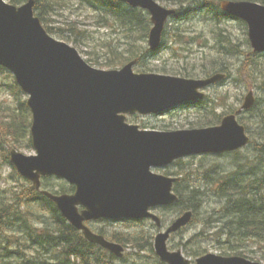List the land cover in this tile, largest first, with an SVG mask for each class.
<instances>
[{"label":"water","instance_id":"1","mask_svg":"<svg viewBox=\"0 0 264 264\" xmlns=\"http://www.w3.org/2000/svg\"><path fill=\"white\" fill-rule=\"evenodd\" d=\"M151 14L149 47L157 50L167 19L175 10L156 0H119ZM36 0L17 6L0 0V65L10 70L28 94L33 120L31 136L36 155L12 149L10 160L19 174L41 186L43 176L74 184V194L53 195L63 216L91 242L121 256L124 248L95 235L84 221L99 218L161 219L151 211L174 205L176 177L158 174L175 160L197 154H221L250 144L251 138L236 114L220 125L173 131L141 130L125 122L127 113L159 114L177 105L202 100L201 90L222 81L218 73L201 79L156 73H136L134 60L120 69L91 66L73 46L55 39L34 13ZM227 14L248 24L256 52H264V5L254 1L221 2ZM255 102L253 91L242 110ZM85 209L80 213L78 206ZM192 211L179 216L154 241L157 255L167 264H264L241 256L207 253L195 263L181 250L170 251L172 233L185 227Z\"/></svg>","mask_w":264,"mask_h":264},{"label":"trees","instance_id":"2","mask_svg":"<svg viewBox=\"0 0 264 264\" xmlns=\"http://www.w3.org/2000/svg\"><path fill=\"white\" fill-rule=\"evenodd\" d=\"M25 1L27 0H10L13 4H20ZM158 1L178 6V15L175 18L181 21L176 23L180 25L186 23V19H198L200 17L204 20L215 19L214 25L216 27L219 25L217 16L225 15L229 18L221 11L219 3L206 6L202 0ZM255 1L264 4V0ZM68 4L86 7L97 26L110 27L113 32H118L117 29L122 30L126 37L132 38L126 42L110 39L101 43L103 46L92 52L98 59L110 57L107 65L116 66L142 55V43L140 41L137 43L138 39L134 37L138 36L142 39L147 37L151 28L150 18L143 11L131 8L118 0H36L35 13L49 33L57 34L67 41L80 42L84 45L87 44L86 40H90L92 37L88 30L79 28V21L56 25V22L51 19V16L56 14L59 8ZM51 22L53 26L50 25ZM176 24L173 26L175 30L168 33L174 38V41H182L185 35H189L190 29L186 26H176ZM219 28L216 27L212 31L216 55L211 59L204 57V63L200 67L201 74L227 72L230 76L233 70L231 60L235 58L239 60L234 67L239 76L236 81L244 85L260 81L264 87V63L261 62L262 59L253 54L251 50L243 49L242 44L236 42L225 28L220 25ZM195 35L200 37L198 33ZM207 40L205 39V41ZM124 43L127 46L122 49ZM87 61L94 60L90 58ZM194 66L195 64L192 68ZM183 71L179 73L185 76L192 75L188 68H184ZM0 75L3 76L2 80L0 79V88L6 87L14 99L13 104L5 108L0 104V203L10 202L0 207V264H6L8 261V251L11 250L8 246H22L24 241L28 240L26 234L31 236V248L36 249L38 253L41 254L45 250L58 252L54 255L55 257L32 256L27 259L29 261L27 264H116L113 254L87 241L79 230L66 221L54 202L37 191L31 182L24 180L12 166L8 155L9 147H16L24 140L27 141V147L32 146L30 137L31 113L26 104L25 95L16 84L12 74L0 67ZM201 114L203 115L201 116L202 120L198 122V125L201 126L209 125L221 119V115L215 112V107H211L208 111L206 109ZM257 143L254 141L251 144L252 150H256ZM258 147L261 152L264 151V143L258 144ZM260 153L259 158L248 159L247 162H240L239 158H236L235 161L238 162V166L233 171L216 173L214 177L200 174V167L194 168L191 163L182 166L180 171L174 172L180 176L175 185L180 196V201L176 205L178 207L177 214L189 209L196 214L202 204V197L207 192L212 193L217 188L220 190L217 191L219 194L216 196L224 199L222 209L229 215V218H225L220 223L216 234L221 237L226 236L228 240L255 239L264 242V156ZM5 164L13 168L10 176L14 180L12 182L5 180L3 174ZM245 166L248 170H243ZM192 174L198 178L197 181H191V186L185 187L182 182L185 180L189 182L193 178ZM192 184L197 185L192 186ZM42 187L60 194L72 193L75 190L73 185L55 177H44ZM21 189H25V191L19 193ZM30 203L41 214L32 213L29 207ZM24 206L27 207L22 209ZM35 216H40L43 219L38 229L31 227V223L37 221ZM33 217L36 219L33 220ZM15 223L19 227L18 230H26L25 235L21 232L13 234L4 232L7 228L14 226ZM138 223L133 222L137 225ZM108 237L112 241L123 244L125 241L122 238H126L131 246L139 248V251L132 255L131 259L127 257L121 259L125 264L153 262L164 264L154 252L152 236H146L144 233H134L128 236L124 231L115 230ZM142 251H146V254L141 255ZM22 253L16 255L21 256ZM201 254L203 253L196 251L192 255L197 257ZM238 254L242 255V253ZM147 259L151 261H147Z\"/></svg>","mask_w":264,"mask_h":264},{"label":"rangeland","instance_id":"3","mask_svg":"<svg viewBox=\"0 0 264 264\" xmlns=\"http://www.w3.org/2000/svg\"><path fill=\"white\" fill-rule=\"evenodd\" d=\"M223 0H202V3L206 6H212L216 3H221ZM162 5L166 7H171L166 3H162ZM196 11V10H193ZM91 13L87 10L86 7H78L77 4H68L63 8H59L56 11V14L51 16V19L54 20L56 25H64L71 21H79V28L83 30H88L90 32L91 37L90 40H86L88 44L82 45L80 42L71 43L57 34H53L55 38L58 40H63L68 42L70 45L74 46L84 58H91V63L97 68H110L106 63L109 61L110 57L100 58L92 53L95 50L100 49L103 45L101 43L115 39L119 41V38L126 42L128 41V37H126L125 33L122 30H118V33H114L113 29L110 27H99L97 26L92 19ZM216 19L218 23L223 28L227 29V31L234 37L236 42L242 44L243 49L249 50L251 48L249 44H246L245 38L247 37L244 25L239 20H229V18L225 15L217 16ZM186 23L183 25L176 24L178 23V19H174L169 21L167 25V39H165V48L162 49L159 54L156 56H149L150 58H146L143 60V63L139 67L140 70L143 71H152V72H161L165 70L168 74L178 73L183 71L184 68H188L191 77H195L201 73V65L204 63V56L211 59L216 55V48L213 47L215 44L214 35L212 33L213 29H220L219 25H216V20H204L200 17L197 19H186ZM186 26L189 28L190 33L189 36L184 38V47H192L193 51L191 53H186L181 49V47L177 44L175 45L172 41H170V35L168 32L172 33L175 29L173 26ZM50 25L53 26L51 22ZM200 34V37H196V33ZM138 38V36L136 37ZM192 38V39H191ZM207 38L209 41L205 43V39ZM140 41V40H139ZM139 41H136L137 43ZM127 45L124 43L122 49ZM174 50L171 51V49ZM154 57L153 59H151ZM262 63H264V55L258 56ZM98 59V60H97ZM98 61V62H97ZM239 60L233 58L231 60V64L233 67L232 74L227 78V80L221 84L217 85L207 91L208 98L212 101L204 105H184L178 108L173 109L169 113L163 116H134L130 117L129 123L139 125L142 129H155V130H178V129H187L192 127H197V123L203 116V113L206 109L207 111L211 107H215L216 113H224L230 110L240 108L242 104V100L244 96L249 92V90H253L256 103L252 110L249 112H244L242 114V121L244 125H246L247 130L249 131L252 137V143L254 141L258 142L256 150H252V148H244L239 151L238 155L235 153L231 154H223V155H202V156H193L189 158H185L181 163H177L167 169L170 172L180 171L182 166H187L188 163H191L194 168H199L200 174L209 173V177L216 176V173H228L229 171H233L235 167L238 166V162L235 161L236 158H239L240 162L248 161V159L259 158V153L261 150L258 147V144L264 143V87L261 85L260 81H254L252 83H247L246 85L239 83L236 79L239 77L237 74V70H235V66L238 64ZM195 66L192 68V66ZM119 67V66H118ZM192 68V69H190ZM136 70V68H135ZM137 71V70H136ZM184 72V71H183ZM2 75H0V79L2 80ZM13 97H11V93L7 90L6 87L0 88V104L5 108L6 106L13 104ZM215 101V106H211ZM17 149L24 154L33 155L35 151L32 147H27V141L24 140L20 143V145L16 146ZM12 147L8 149V155L10 159V151ZM264 156V151L260 153ZM260 166V164H259ZM213 170V172H212ZM243 170H248L247 167H243ZM13 172V168L4 165V176L5 180L8 182H12L10 178L11 173ZM155 172L164 173V170H155ZM244 172V171H243ZM245 173V172H244ZM24 180L27 178L23 177L19 174ZM190 181L185 180L182 182L185 187L191 186L190 182H196L197 177L192 174ZM197 185V184H192ZM189 186V187H190ZM220 189L215 188V190L210 193L207 192L202 197V204L198 209L196 214L193 213L192 220L186 225L187 227L183 228L182 231L174 234L173 237L169 241V247L171 249H181L187 258L191 260H195V256L192 255L194 252L198 251L200 253H218L225 255H234L238 253H242V255L252 257L255 260L264 262L262 257L264 256V242H259L255 239H247V240H228L226 236L221 237L217 235V231L220 223L225 219L229 218V215L225 213L222 209V205L224 203V199L216 196L219 194L217 191ZM25 191V189L19 190V193ZM54 193V192H53ZM5 203H10L9 201L1 202L0 207H3ZM12 203V202H11ZM27 206L22 207L24 209ZM30 209L32 213L38 215L41 212L30 203ZM28 207V208H29ZM177 206H160L157 209V215L162 218L164 225L166 226L172 220H174L178 214ZM231 216V215H230ZM37 218L36 222H32L33 228L38 229L41 226L43 219L40 216H35ZM33 217V220L36 219ZM120 225L117 223L114 227H119ZM123 226V225H122ZM19 228L16 223L14 226L7 228L4 232L7 233H23L25 235L26 230H18ZM131 233H144L146 236L155 237L157 233L156 227L150 222L146 221L144 223L134 225L131 228ZM27 241H24L22 246H8L11 250L8 251V261L6 264H27L32 256L39 257H55L58 252L57 251H43L41 254L34 248H31L32 240L31 236L27 235ZM125 241V244L121 243L125 247V255L123 257H117L114 255L116 264H125L121 261L122 258H132V255L136 254L139 251V248L136 246H131L129 240L126 238H122ZM30 240V241H29ZM154 240V238H153ZM30 242V243H29ZM30 246V247H26ZM233 246V247H230ZM24 251V252H23ZM23 252V253H22ZM21 256L16 254H21ZM146 251H142L141 255H145ZM150 259H147V261ZM151 261V260H150ZM161 261V260H160ZM163 262V261H161ZM140 264H158L156 262L153 263H140Z\"/></svg>","mask_w":264,"mask_h":264},{"label":"flooded vegetation","instance_id":"4","mask_svg":"<svg viewBox=\"0 0 264 264\" xmlns=\"http://www.w3.org/2000/svg\"><path fill=\"white\" fill-rule=\"evenodd\" d=\"M82 209V208H81ZM110 224L109 226H107V224ZM104 219H100V220H92V221H87L86 224L90 227V229L96 233H110V231L112 230V228L114 227V223L108 222ZM120 223V222H119ZM118 223V224H119ZM127 226H130V224L127 222L126 223ZM121 225V223L119 224ZM113 226V227H111Z\"/></svg>","mask_w":264,"mask_h":264},{"label":"bare ground","instance_id":"5","mask_svg":"<svg viewBox=\"0 0 264 264\" xmlns=\"http://www.w3.org/2000/svg\"><path fill=\"white\" fill-rule=\"evenodd\" d=\"M223 1H226V0H223ZM223 1H221V2H223ZM24 177V176H23ZM27 180H29V179H27ZM51 194H53V195H56V196H58V195H62V194H60V193H53V192H50ZM43 196H45V197H47L48 199H49V197L48 196H46V195H43ZM58 208V207H57ZM58 210H59V208H58ZM60 211V210H59ZM192 213H193V211H192ZM157 215V214H156ZM158 216V215H157ZM159 217V216H158ZM160 218V217H159ZM192 218H193V216H192ZM192 220V219H191ZM85 238V237H84ZM87 241H89L87 238H85ZM90 243H92L91 241H89ZM117 244H119L120 246H122L123 248H124V254L122 255V256H117V257H123L124 255H125V247H124V245H122L121 243H119V242H116ZM160 260H161V258H160ZM161 261H163V260H161ZM164 262V261H163Z\"/></svg>","mask_w":264,"mask_h":264}]
</instances>
